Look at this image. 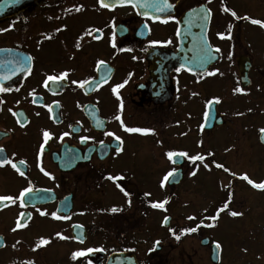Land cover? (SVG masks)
I'll return each mask as SVG.
<instances>
[{
	"label": "flooded vegetation",
	"instance_id": "obj_1",
	"mask_svg": "<svg viewBox=\"0 0 264 264\" xmlns=\"http://www.w3.org/2000/svg\"><path fill=\"white\" fill-rule=\"evenodd\" d=\"M170 2L174 13L153 19L131 5L106 8L99 0H0V88L10 89L0 91V159L25 173L0 165V196L15 200L0 202V264H107L112 254L126 255L115 264H195L197 255L204 261L198 264H223L221 246L213 259L210 233L178 210L196 208L180 206L178 192L207 185L198 175L212 169L222 198L249 205L253 200L244 195L254 192L248 181L244 186L237 181L256 172L253 155L264 154L258 135L249 134L247 118L255 111L250 95L264 104V57L255 66L264 51L244 39L255 27L264 28L251 22H264V0ZM201 5L209 10L208 42L218 58L191 72L179 63L186 50L179 49L176 30L186 11ZM28 56L31 61L18 64ZM238 59L250 64L248 86L239 80ZM63 72L66 77L45 86L47 76ZM85 80L89 83L81 86ZM116 85L122 87L113 92ZM237 87L242 91L235 92ZM225 94L244 102L240 114L220 107ZM210 100L215 119L222 118L205 129L202 116ZM129 127L151 131L128 132ZM235 129L241 136L214 134ZM239 137L254 149L250 158H244ZM168 152L186 155L173 161ZM252 163L255 168L247 171ZM173 169L177 183L170 177L161 187ZM29 184L32 191L22 204L16 197ZM159 192L161 199H154ZM165 199L162 208L151 206ZM53 212L68 218H54ZM190 228L196 230L182 232ZM205 236L210 243L201 246ZM189 240L200 247H183ZM77 251L84 255L73 259Z\"/></svg>",
	"mask_w": 264,
	"mask_h": 264
},
{
	"label": "rangeland",
	"instance_id": "obj_2",
	"mask_svg": "<svg viewBox=\"0 0 264 264\" xmlns=\"http://www.w3.org/2000/svg\"><path fill=\"white\" fill-rule=\"evenodd\" d=\"M248 37H245L244 42H253L252 47L259 51H264V28L255 27V29L249 31ZM235 36V35H234ZM244 38V37H243ZM261 43V44H260ZM264 53L257 55V62L255 64L256 68L262 61ZM258 72H255L257 75ZM222 103L220 107L225 109V107L230 108V112L238 113L242 111V105L244 102L241 99H237L228 94L223 96ZM264 98V97H263ZM251 99L254 101L252 102ZM249 108L254 109V114L250 113L247 117L249 119L250 125V134L256 135V131L260 126H264V104H259L256 101V96L250 95ZM256 101V103H255ZM259 105V106H257ZM223 109V110H224ZM215 136L229 135L236 137L241 136V133L238 129H235V132L231 133V130L226 131V133L214 132ZM253 135H251L252 137ZM249 137V138H251ZM237 141H240L244 145L242 151L244 158L249 157L250 154L253 155L254 149L250 146L249 140L239 137ZM251 144L255 149L256 144L255 140L251 138ZM203 150V149H202ZM263 151V150H261ZM264 152V151H263ZM231 156H236L231 155ZM251 160V159H250ZM247 159L245 160V162ZM253 161L256 162V172L246 173L248 180L253 181L254 183L264 182V154L253 155ZM249 167L247 171H252L255 168V164H247ZM217 171L210 169L206 173H201L198 175V181L207 184L199 188V190H185L178 192L180 194L179 205L183 204H192L196 208H190V205H186L187 208L180 210L183 214L190 215L194 217L197 221L202 222L205 226L212 225L207 227V231L210 233L212 240L219 243L222 250V260L223 264H264V237L262 232V224H264V189H255L251 184L247 183L250 188L255 192L247 191L244 195L247 199L251 200L249 204L246 202H239L233 196L232 199L227 197V199L222 198V190L220 188L214 187L219 185L218 176H216ZM242 176V175H241ZM262 178V179H261ZM244 179H240L237 183L241 186H244L242 183ZM247 182V180H246ZM206 186V187H205ZM156 193V192H155ZM198 198H197V197ZM154 199H161L160 192L158 196L154 194ZM227 204V207L223 206ZM247 204V205H246ZM197 205V206H196ZM215 205H218L216 210L209 211L210 208H214ZM223 208L222 211L218 212V209ZM191 209V210H190ZM208 209L209 216H203V210ZM238 212L240 215L232 216L231 212ZM154 216H161V211L153 210L151 212ZM217 216V219L210 220L209 217ZM244 216H250L245 217ZM244 220V221H243ZM188 246H199L196 242L192 240L189 242H184L183 247ZM201 256L203 254L200 253ZM198 255L194 258L195 264L198 262H204L198 260Z\"/></svg>",
	"mask_w": 264,
	"mask_h": 264
},
{
	"label": "water",
	"instance_id": "obj_3",
	"mask_svg": "<svg viewBox=\"0 0 264 264\" xmlns=\"http://www.w3.org/2000/svg\"><path fill=\"white\" fill-rule=\"evenodd\" d=\"M103 3L107 4H118L126 5L129 3H121L120 0H103ZM165 0H132V5L138 13L145 16L152 17H162L166 16L169 13H173L172 7H164ZM167 3L169 1L167 0ZM170 4V3H169ZM134 5H152L151 7L143 6L138 7ZM156 6L163 8V11H156ZM208 15L209 11L205 12L202 7H196L192 10H188L182 17L179 19V28L177 30L178 37L184 41L183 47L187 50V55L202 54V57L205 54L209 58L206 59L201 65L206 66L210 63L211 59L216 58L215 51L209 48L208 39H207V26H208ZM194 58L193 56H189ZM201 57V58H202ZM239 79L243 86L249 84V78L247 76L248 69L250 64L245 61V59H239ZM214 117V105L213 103L208 105L207 115L205 116L204 127L209 128L212 125ZM260 139L264 143V131L260 133ZM177 182V181H176ZM209 243V238H204L201 240V244L205 245ZM211 257L214 259L215 255H218V249L216 244H212ZM126 255L112 254L107 264H115L119 259H125ZM126 262V260L124 261Z\"/></svg>",
	"mask_w": 264,
	"mask_h": 264
},
{
	"label": "snow or ice",
	"instance_id": "obj_4",
	"mask_svg": "<svg viewBox=\"0 0 264 264\" xmlns=\"http://www.w3.org/2000/svg\"><path fill=\"white\" fill-rule=\"evenodd\" d=\"M100 2H101V4H102V6H103V7H106V8H108V7H114V6H115V4H107V3H103V0H100ZM120 2H121V3H129V4H131V3H132V0H120ZM134 6H138V7L148 6V7H151L152 5H134ZM164 7H165V8H171V7H173V5L167 3V0H165ZM75 10H76V11H79L80 8H79V7H76ZM156 11H157V12H159V11H163V8H161V7H159V6H156ZM224 11H228V9L225 8ZM232 14H233L234 16L236 15L235 12H233ZM246 18H247V17H246ZM251 22H252L253 24H259V25H261L262 27H264V22H262V21H260V20H255V19H253V20H251ZM59 30H60V29H57V31H59ZM0 31H3V30H0ZM218 35H220V34H218ZM152 43H157V42H156V41H153ZM77 47H79V44H77ZM217 51H219V49H217ZM207 58H209V57H208L207 54H205V56L202 57V59H201V63H204V62L206 61ZM31 59H32L31 56L25 57V58H23L22 60L18 61V64L22 65L25 61H31ZM104 63H105L104 61H98V65H102V64H104ZM182 67H183V66H182ZM18 70H19V69H18ZM176 71L179 72V71H180V68H177ZM211 74H213V73H209V75H211ZM66 76H67V72H63V73H61L59 77H58V76H51V75H50V76H47L46 80L44 81L45 86H47V84H48L49 81L56 82V81L60 80L61 77H66ZM8 78H9V77H4V79H8ZM73 83H76V81H73ZM87 83H89V81H87V80H85V81H81V82H80L81 86H83L84 84H87ZM119 87H122V85H116V86L113 88V92H115L116 89L119 88ZM9 90H10V89H7V88H0V91H9ZM234 91H235V92H240V91H242V89H240L239 87H237ZM213 99H214L216 102H219L218 98H213ZM212 102H213L212 100L208 101L209 104H211ZM0 103H2V101H0ZM49 107H50V106H49ZM10 111H11V110H10ZM205 115H207V113H205ZM115 119L118 120V121L121 120L120 115L117 114V115L115 116ZM126 131H128V132H148V131H151V130H150V129H140V128H131V127H129V128H126ZM262 131H264V130H262ZM63 135H68V133H64ZM107 135H114V134H113V133H107ZM43 137H44L45 140H47V139L50 137V133H49L47 130H45V131L43 132ZM80 139H81V141L83 142L84 140H86V139H88V138H87V137H81ZM116 139H120V138H119V137H116ZM101 143H103V142H101ZM43 146H44V145L41 144V146H40L41 149L43 148ZM2 150H3V149H0V151H2ZM119 151H121V149H120V148H117V152H119ZM166 155H167V157H168L169 160H172V158H173L174 156H177V155H179V156H185L186 153H183V152H179V153H176V152H168V153H166ZM209 155H211V154H209ZM189 159H190V160H193V161H194V160H197V159L203 160V157H202V156H192V157H189ZM19 163H20V164H24L25 161L21 160V161H19ZM3 164H11V166H12V167H13V168L19 173V175H21V176H24V175H25V173H24L23 171L20 170V168L17 166V164L13 163L11 160H9V159H7V158L0 159V165H3ZM207 166H208V165L205 164V167H207ZM217 167H223V166H222V165H217ZM41 171H44L43 168H41ZM175 171H176V169H173V170H171V171H169V172L166 173V175L163 177V180L161 181V187L164 186V181H168L169 178L172 177V176L174 175V172H175ZM44 174H45V175H49V173H47V172H45ZM192 174H194V173H192ZM109 178H110V179H114L113 177H109ZM243 178H244L245 180H247L248 183L251 184L253 187L258 188V189H264V182L254 183L253 181L248 180L247 175H244ZM31 191H32V187H31V184H29L28 187H25V188H23V189L20 191L19 196L16 197V200H21V203L23 204V201H22L21 198H23V197L25 196L26 193H30ZM125 195L127 196L128 193L125 192ZM146 195H149V194H146ZM3 201H9V202H13V203H15V200L13 199L12 196H0V202H3ZM151 206L154 207V208H162V207H163V202H153ZM223 207L226 208V207H227V204H225ZM117 210H118V209H116V208H112V209H111V211H113V212H115V211H117ZM222 210H223V208L218 209V212H219V211H222ZM43 214H44V213L41 212V215H43ZM230 214H231L232 216L240 215V213L235 212V211L231 212ZM29 215H30V214H29ZM51 215H52L54 218H57V219H67V218H68V217H66V216H65V217H59V216L56 215L55 212H53ZM189 219H194V218H193V217H189ZM208 219H210V220H215V219H217V216L214 215V216H212V217H209ZM165 220H167V217H165ZM21 226H22V225H21L19 222H18L17 225H16L17 228H19V227H21ZM209 226H212V225H209ZM13 230H15V229H13ZM195 230H196L195 228L183 229L182 232H191V231H195ZM170 231H172V229H170ZM57 235L59 236L60 234L57 233ZM176 238L179 239L180 237L177 236ZM47 242H48L47 240L41 239V244H44V243H47ZM158 245H159V241L154 242L153 249H150L149 251H154L155 248H156ZM37 246H39V245H37ZM216 247H217V249L220 248L219 243H216ZM87 251L91 252L92 249H88ZM81 255H84V253H83V252H80V251L73 252V254H72V258H73V259H76L78 256H81ZM29 264H32V262H29Z\"/></svg>",
	"mask_w": 264,
	"mask_h": 264
}]
</instances>
